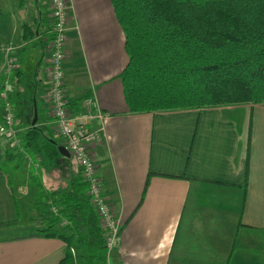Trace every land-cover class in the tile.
I'll return each instance as SVG.
<instances>
[{"label":"crops","instance_id":"crops-1","mask_svg":"<svg viewBox=\"0 0 264 264\" xmlns=\"http://www.w3.org/2000/svg\"><path fill=\"white\" fill-rule=\"evenodd\" d=\"M68 4L65 93L72 110L92 96L105 113L92 150L121 224L113 264H264V102L130 111L119 76L128 54L111 1ZM51 27L49 0L17 1L0 15V90L19 146L29 125L42 130L30 151L22 147L29 159L19 175L0 169V264H58L67 249L36 230L45 222L38 202L79 172L57 149L47 99ZM0 146L10 145L0 138Z\"/></svg>","mask_w":264,"mask_h":264},{"label":"trees","instance_id":"trees-1","mask_svg":"<svg viewBox=\"0 0 264 264\" xmlns=\"http://www.w3.org/2000/svg\"><path fill=\"white\" fill-rule=\"evenodd\" d=\"M110 1L128 54L119 76L130 111L264 102V0ZM41 131L24 130L25 150ZM37 209L45 222L36 230L67 244L58 264H102L105 229L80 169Z\"/></svg>","mask_w":264,"mask_h":264},{"label":"built area","instance_id":"built-area-1","mask_svg":"<svg viewBox=\"0 0 264 264\" xmlns=\"http://www.w3.org/2000/svg\"><path fill=\"white\" fill-rule=\"evenodd\" d=\"M52 19L51 34L48 41V86L47 99L53 117L54 131L60 136L70 155L76 160L80 174L87 182V191L96 209L100 224L105 229L102 264H113L112 252L118 241L121 224L111 202L102 186V180L96 170L92 145L102 136V118L105 113L92 96L85 97L87 108L74 111L66 97L64 87V48L67 39L69 4L68 0H49ZM15 63L13 57L7 58V70ZM2 119L0 120V138L11 147L20 145V138L14 126V111L7 91L2 89ZM92 122H96L92 126Z\"/></svg>","mask_w":264,"mask_h":264},{"label":"rangeland","instance_id":"rangeland-1","mask_svg":"<svg viewBox=\"0 0 264 264\" xmlns=\"http://www.w3.org/2000/svg\"><path fill=\"white\" fill-rule=\"evenodd\" d=\"M29 2L30 0H27L28 4ZM15 5H17V0H0V15H6L7 11H9L11 8H15ZM22 147L23 146H16V147L0 146V148L3 151L5 148H7L8 153L9 152L14 153L10 157H8L6 153L4 152L2 153V155L0 156V169H5L12 176H15L16 174L19 175L22 161L24 159H29V156H27L26 153L24 154V152L22 151ZM29 214H33L32 211H30ZM43 218L44 217L42 215L40 219L42 220ZM102 259H103V255H102Z\"/></svg>","mask_w":264,"mask_h":264},{"label":"water","instance_id":"water-1","mask_svg":"<svg viewBox=\"0 0 264 264\" xmlns=\"http://www.w3.org/2000/svg\"><path fill=\"white\" fill-rule=\"evenodd\" d=\"M35 119H36V112H34L33 123H34ZM57 149L62 155L68 156V157L70 156V152L64 144H58Z\"/></svg>","mask_w":264,"mask_h":264}]
</instances>
